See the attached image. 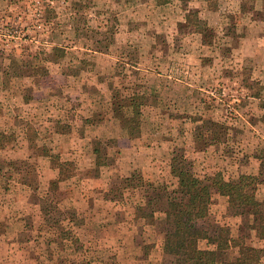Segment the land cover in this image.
Masks as SVG:
<instances>
[{
  "label": "rangeland",
  "instance_id": "rangeland-1",
  "mask_svg": "<svg viewBox=\"0 0 264 264\" xmlns=\"http://www.w3.org/2000/svg\"><path fill=\"white\" fill-rule=\"evenodd\" d=\"M263 12L264 0H0V133L5 136L0 142V210L7 201L1 199L3 194L13 191L14 198L15 181L38 185L43 180V173L31 171L32 165L28 167V163L34 162H28L29 159L35 158L42 165L41 159L49 158L54 168L60 166L56 159L59 153L36 141L43 124L32 118L30 122L26 114L29 110L21 106L23 102L45 97L53 100L61 95V86L71 93L83 81L87 83L88 78L95 82L108 80L107 72L114 66L131 70L129 66L141 64L148 72L145 81L149 89L156 86L158 93L149 95L141 115L133 110L128 121L133 122L131 126L139 123L132 127V135L143 132L146 145L153 148V156L165 158L162 163L166 170L160 165L159 176L145 177L155 184L158 197L153 208L137 213L146 229L139 233L140 243L145 244L140 257L151 256L152 263L158 259L164 264L165 259L183 253L180 242L167 229L155 226V215L160 216L157 213L167 209L168 193L178 189V180L171 170L167 174L176 155L191 159L196 164V176L204 178L205 172L199 165H210L217 156L214 148L204 144L205 133L213 122L226 124L228 145L233 149L224 155L225 160L217 159L216 163L218 167L227 163L225 177L233 183H244L246 189L241 206L230 210L227 203L226 216L220 217L224 206H214L216 200L212 207L222 218L220 225L232 237H243L248 245L264 248L246 217L254 202L264 204V184H250L251 177H258L261 166L254 155L264 152V22H260ZM187 14L197 15L200 23H185ZM197 25L203 33H188L190 29H199ZM116 26L118 31L113 37L107 31ZM116 37L121 45H115ZM248 79L259 86L250 88ZM71 99L68 94L61 101L75 103ZM15 106L22 108L16 111L21 117L16 123ZM21 151L24 155H18ZM20 157L22 160H18ZM66 159L69 167L65 168L75 176L71 157L62 161ZM108 161L118 167L116 155H107ZM108 173L114 187L110 196L120 202L128 198V192L122 188L123 178L114 171L111 174L109 169ZM169 208L178 210L180 203H172ZM189 214L196 215L193 204L189 205ZM52 215L51 223L60 226L59 215L54 211ZM10 220L7 222L15 223V216ZM47 222L41 225L49 226ZM239 223L242 230L237 227ZM5 226V221L0 220V233ZM68 233L63 234L74 240L75 234ZM111 236L115 240L116 234ZM32 237L20 240L24 244ZM216 241L217 236L212 234L204 247L213 249ZM161 242L163 250L156 249ZM8 246L11 247L0 239V264H21L23 256L16 258L15 248ZM116 246L86 245L79 263L72 262L71 254L64 259L57 257L54 263L122 264ZM128 249L124 252L127 256L139 258L135 247ZM2 251L8 256L1 255ZM36 253L26 262L44 263V255Z\"/></svg>",
  "mask_w": 264,
  "mask_h": 264
},
{
  "label": "crops",
  "instance_id": "crops-1",
  "mask_svg": "<svg viewBox=\"0 0 264 264\" xmlns=\"http://www.w3.org/2000/svg\"><path fill=\"white\" fill-rule=\"evenodd\" d=\"M121 44L116 37L115 45ZM129 67L131 70L125 66L121 69L114 66L107 72L108 80L101 79L95 82L88 78L87 83L83 81L71 93H67L66 86V88L61 86V95L54 97L53 100L47 97L42 100L35 98L21 105L26 107L24 110H29L26 114H29L30 122L32 118L43 124V128L39 130L43 133L38 131L36 138V141L40 140L43 143L40 146L44 148L45 144L54 153L70 156V161H73L75 167V176L68 181L58 182L59 167L54 168L49 158L41 159L42 165L35 161V158H31L28 162L32 159L34 162L28 163V167L32 165L31 171L43 173L41 183L36 185L15 181L14 198L11 194L13 191H7L1 196L2 200L7 201L3 202L5 206L0 210V220L5 221L6 225L3 227L5 231L0 233V239L15 248L16 258L19 256L22 259L23 256L21 264L30 261L31 254H37L36 252L44 255L42 260L45 262H41L42 264H55L54 260L57 257L64 259L70 254L73 257L72 262L79 263L78 260H82L80 255L82 249L92 244L103 245L105 248L117 245L116 255L122 264H154L151 256H147V259L140 257L141 248L145 244L140 243L139 233L146 229L141 224L142 218L139 215L144 210L133 208L129 198L124 197L120 202L110 196L114 187H111L113 177L109 176L108 169L111 174L114 171L121 178L130 175L132 164H139L144 177L148 178H154L162 173L159 171L160 165L166 170V165L162 163L165 158L159 160L161 157L153 156V148L146 145L143 132H139L138 136H129L125 129L128 119L132 117L133 109L140 107L143 112L146 98L158 93L156 86L149 89L145 81L148 72L141 64ZM103 74L99 73L100 76ZM68 94L75 103L66 104L61 101L62 96ZM175 103L176 101L173 104ZM17 110L21 111L22 108L15 106V123L16 119L21 118L19 113H16ZM108 140L116 141L107 150V155L109 157L116 155L118 167L111 166L109 159L107 170L105 167L95 176L94 149ZM18 155H24V152H18ZM28 156H33V153H28ZM170 170L169 167L167 173L169 175ZM215 200L214 206L217 208L224 206V211L219 212L220 217L226 216L227 201L216 194L212 201ZM52 211L59 215L60 221L57 222H60V226L57 223L55 225L60 228L59 231L51 223L54 219ZM12 216H15V223L7 222ZM38 221L40 225L37 226ZM144 221L143 224L146 225ZM43 222L50 225L43 227L41 225ZM240 224L237 227L242 230ZM155 226L163 227L157 222ZM68 231L69 235L75 234L74 240L63 234ZM112 234H116L115 240ZM24 236L33 237L22 244L20 239ZM95 242L97 243L94 244ZM34 245H37L35 249ZM29 246H32V249ZM162 246L161 242L156 244L155 248L163 250ZM11 247L8 246L9 249ZM132 247H135L139 258L124 253ZM4 250L7 251L6 248ZM5 251H2L1 255L6 254L7 257L9 253ZM180 252H184V248H181ZM155 264H161V261L155 259Z\"/></svg>",
  "mask_w": 264,
  "mask_h": 264
},
{
  "label": "trees",
  "instance_id": "trees-1",
  "mask_svg": "<svg viewBox=\"0 0 264 264\" xmlns=\"http://www.w3.org/2000/svg\"><path fill=\"white\" fill-rule=\"evenodd\" d=\"M184 20L185 23H200L197 21V15L193 14L185 15ZM251 20H254L253 17ZM260 22H264V12ZM197 27L199 29H190L188 33H203L200 30L201 26L197 25ZM117 31L116 26L115 29H110L107 32L112 33L114 37ZM113 41L114 39H111L110 44ZM248 83L250 88L259 86L258 83L249 79ZM257 97L260 98L261 94ZM133 110L137 116L141 115L140 107ZM132 123L129 120L125 125L129 136H133L132 129L135 125L139 126V123L136 122L134 126H131ZM228 137L226 124L221 122H213L211 128L206 131L205 147L214 148L217 156L212 158L210 165H199V168L205 172L203 179L196 176V164L186 155H176L172 159L171 175L178 180V189L168 193L166 201L167 204L180 203V209L171 210L167 205L166 210L157 213L160 216L155 215V221L167 229L175 241L182 243L181 248H184V252L181 257H176L177 259L175 257L165 259L164 264H264V248L248 245L243 237H232L226 227L220 225L222 218L212 207V199L215 194L227 201L230 210L241 206L243 197H245L246 185L228 180L225 177V173L228 171L227 163L223 167H218L216 163L217 159L225 160V156L233 150L228 145ZM4 139L5 136L0 133V142ZM115 142V140L104 141L94 149L96 175L100 174L101 169L107 167V150ZM0 149H2L1 143ZM219 152L222 153L219 154ZM65 158L66 156L61 155L56 157L60 162L58 182L68 181L74 176L70 169L65 168L69 167L68 159L62 161ZM254 158L261 162V166L258 177H251L250 184H264V152L256 153ZM121 182L122 188L128 192V198L133 208L139 210L153 208L157 201L158 191L154 183L145 179L139 164H132L130 175L121 179ZM190 204H193L196 209L195 217H191L189 214ZM246 217H248L249 226L255 232L256 238L264 242V204L254 202L253 209L249 214L247 213ZM212 234L217 236L216 246L213 249L205 248L204 244Z\"/></svg>",
  "mask_w": 264,
  "mask_h": 264
}]
</instances>
